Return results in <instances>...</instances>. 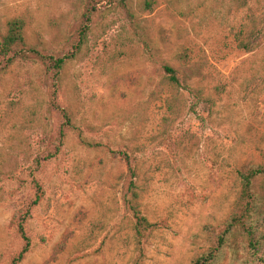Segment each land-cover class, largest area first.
<instances>
[{"label":"rangeland","instance_id":"374dc122","mask_svg":"<svg viewBox=\"0 0 264 264\" xmlns=\"http://www.w3.org/2000/svg\"><path fill=\"white\" fill-rule=\"evenodd\" d=\"M91 4L59 76L71 125L50 158L64 121L50 75L34 54L0 70V264L22 248L27 209L18 264H190L231 212L235 168L264 161V0H0V37L21 16L27 46L70 53ZM124 153L156 225L140 243Z\"/></svg>","mask_w":264,"mask_h":264},{"label":"trees","instance_id":"16d2710c","mask_svg":"<svg viewBox=\"0 0 264 264\" xmlns=\"http://www.w3.org/2000/svg\"><path fill=\"white\" fill-rule=\"evenodd\" d=\"M155 3L156 0H141V10H151ZM95 9L94 4L86 7L82 14V26L78 32V40L72 44L73 48L70 53L61 56L40 54L31 46H27L23 36L25 20L21 16L7 20L6 32L0 37V70L16 59L26 58L34 54L40 59L46 73L52 79L51 100L48 106L57 112L64 121L59 126L58 144L54 145L50 152H48L50 149L48 151L45 149V158L53 156L61 145L64 134L62 127L71 125L69 113L56 101L58 99L59 76L67 61L79 52L89 29L91 14ZM163 69L168 74V80L179 85L175 68L163 65ZM188 90L194 92L192 89ZM123 157L131 175L127 183L124 202L135 219L133 223L134 238L136 237V241L140 243L141 239L145 238L147 233L156 225L149 222L137 209L138 193L137 184L134 180L135 169L129 156L124 153ZM35 162L37 163L38 159ZM235 171L238 191L232 203L231 212L222 223L213 244L206 251L197 255L190 264H220V260L226 253L230 256L232 264H264V161L248 162L235 168ZM36 202L35 199L32 204ZM27 211L19 215L17 219V231L23 239V245L18 254L11 259L10 264H18L30 246V240L23 225Z\"/></svg>","mask_w":264,"mask_h":264}]
</instances>
